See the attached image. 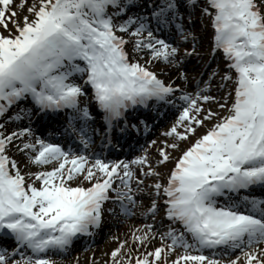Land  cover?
<instances>
[{
    "label": "snow or ice",
    "instance_id": "snow-or-ice-1",
    "mask_svg": "<svg viewBox=\"0 0 264 264\" xmlns=\"http://www.w3.org/2000/svg\"><path fill=\"white\" fill-rule=\"evenodd\" d=\"M141 112L175 113L159 145ZM256 190L264 0H0V264H62L137 209L111 264H264Z\"/></svg>",
    "mask_w": 264,
    "mask_h": 264
},
{
    "label": "rangeland",
    "instance_id": "rangeland-1",
    "mask_svg": "<svg viewBox=\"0 0 264 264\" xmlns=\"http://www.w3.org/2000/svg\"><path fill=\"white\" fill-rule=\"evenodd\" d=\"M199 50L202 51V54L206 56L207 53H206V49L205 48L201 47ZM157 70L160 71V69H157ZM190 71L191 72L189 74H191L193 77H196L199 74V72H197V71L194 72V69H191ZM193 72H194V74H193ZM221 94H222V92H221ZM211 107H213V109L215 110L214 106H211ZM186 146L187 145H182V148L186 147ZM173 155H178V153H173ZM171 166L172 165H168L169 168ZM33 170H35V169H33ZM108 244H110V245L109 246H107V245L103 246L102 245L103 247L100 246L99 247L100 249L96 253H91V254H88V255H85V256L77 257V258L69 260V261H63L62 264H86V263L87 264H94V261H95V264H98V262L100 261L99 259L104 257L103 260L105 261L106 256H107V260L111 261L110 252L113 249H115L116 245H114V244L111 245V243H108ZM108 257H109V259H108ZM103 264H105V263L103 262Z\"/></svg>",
    "mask_w": 264,
    "mask_h": 264
}]
</instances>
